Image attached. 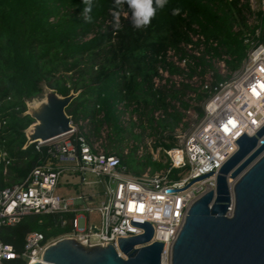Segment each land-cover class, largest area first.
Here are the masks:
<instances>
[{"label": "trees", "instance_id": "16d2710c", "mask_svg": "<svg viewBox=\"0 0 264 264\" xmlns=\"http://www.w3.org/2000/svg\"><path fill=\"white\" fill-rule=\"evenodd\" d=\"M112 2L96 0L93 22L87 23L81 15L82 0H0V187L26 179L47 157L46 146L38 149L34 142L23 147L25 129L34 120L23 114L25 100L40 94L44 81L62 94L79 90L67 106L73 122L87 121L88 137H100L108 126L104 149L120 155L131 172L165 167L163 157L155 158L150 150L140 152L138 143L125 151V140L139 141L143 133L134 131L133 118L128 125L121 123L117 105H133L139 126L158 133L155 146L171 147L177 141L175 130L188 126L189 108L204 115L203 104L190 100L205 101L214 86L240 69L250 47L247 38L255 39L256 28L264 24V10L255 11L250 0H169L148 27L135 28L122 13L116 30ZM174 8H180L179 15L172 14ZM253 13L256 23L249 19ZM176 56L185 60L184 66ZM217 61L224 63L226 72L216 67ZM161 69L185 80L165 79ZM207 72L211 88L189 81ZM157 77L165 83L159 85ZM61 215L25 214L15 224L2 225L0 236L22 251L31 230L47 237L70 230L73 214H63L68 218L65 224ZM5 264L26 262L10 258Z\"/></svg>", "mask_w": 264, "mask_h": 264}, {"label": "built area", "instance_id": "2783aa9c", "mask_svg": "<svg viewBox=\"0 0 264 264\" xmlns=\"http://www.w3.org/2000/svg\"><path fill=\"white\" fill-rule=\"evenodd\" d=\"M260 4L259 10H264V0ZM123 15L127 16V11ZM255 34V39L247 38L250 47L240 69L214 86L203 102L204 115L200 120L187 131H181L183 125L175 130L177 141L165 149L166 166L159 170L131 172L120 155L106 152L98 141L86 135L87 130L81 129L85 122L82 120L73 122L75 128L69 133L36 141L38 149L47 147V157L26 179L0 187V227L15 224L30 213H60L64 224L68 218L63 214L72 213L73 225L50 237L40 230L29 231L22 251L0 236V264L10 258H21L26 264L42 260L48 245L63 237H73L85 245L110 242L126 257L118 245L119 236L145 231L132 224L131 219L148 220L154 226L151 239L138 246L164 241L162 263L171 261L173 243L192 202L215 189L219 169L238 149L236 140L244 132L255 134L264 125V24L256 28ZM174 60L185 65V60L179 61L177 56ZM204 86L212 85L206 82ZM117 107L123 123L133 105L120 102ZM191 110L192 107L187 111ZM150 151L158 157L153 149ZM177 168L182 170L172 176ZM207 172L212 174L187 186ZM74 176H78L81 185L96 189L69 195L76 183ZM61 185L69 190L60 193ZM94 210L99 212V222L92 218Z\"/></svg>", "mask_w": 264, "mask_h": 264}, {"label": "water", "instance_id": "95a60500", "mask_svg": "<svg viewBox=\"0 0 264 264\" xmlns=\"http://www.w3.org/2000/svg\"><path fill=\"white\" fill-rule=\"evenodd\" d=\"M79 90L68 94L42 83V92L25 100L34 120L25 129L23 147L48 141L75 128L67 106ZM238 149L223 163L215 189L190 205L173 243L171 264H264V125L255 133L244 132ZM207 172L192 182L211 175ZM231 209V210H230ZM143 233L119 236L121 255L113 243L85 245L63 237L48 245L42 260L32 264H163L164 241L138 246L151 239L154 226L131 219Z\"/></svg>", "mask_w": 264, "mask_h": 264}, {"label": "rangeland", "instance_id": "374dc122", "mask_svg": "<svg viewBox=\"0 0 264 264\" xmlns=\"http://www.w3.org/2000/svg\"><path fill=\"white\" fill-rule=\"evenodd\" d=\"M251 1V4H252V8L257 11L259 10L261 4H260V0H250ZM250 19V22L251 23H256L257 20H258V17H257V13H253L250 15L249 17ZM216 67L221 69L223 72H226V67L224 66L223 62L222 61H217L216 62ZM162 74L164 75V78L166 79L167 77L168 78H171L172 80L176 81V82H180L181 80H183V76L181 75H169L167 74L165 71L162 72ZM212 76H211V72H207L205 74V76H201V75H195L192 79H189V81H191L194 85L196 86H199L201 87L203 84H205L206 82H210ZM185 80V79H184ZM157 83L159 85L165 83V80L164 79H157ZM194 95V93L192 94ZM191 96V95H190ZM185 99H190L189 96L185 97ZM191 103L193 105L195 104H203V102H199L197 101L196 99H192L190 100ZM129 117L128 118H125V122H123L125 125H128L130 120L133 118L135 121H136V125L134 126V131L135 132H138V133H143V136H142V139L141 140H135V139H132L130 137H128L126 140H125V151H129L131 149L132 146H134L135 144H139L140 145V152H143L145 150H151L153 149L155 151V153L158 155V157H165V150H163V147L162 146H155V143L157 141V138H158V133H154L151 131L150 128H147L146 130H144L141 126H139V119L137 117L136 114V118H134L131 110H129ZM201 117L198 116L197 112H196V109L194 107H192V110L191 112H188L186 111V121L188 123V126L185 127L184 125L181 127V131H187L189 130L191 127H193L199 120H200ZM84 121V120H82ZM83 125H84V129L85 130H88V126H87V122H83ZM110 131V128L108 126H103L102 128V135L100 137L96 136V135H92L91 138L95 141H98L103 147L104 145L107 143V133ZM5 152H2V156H5ZM182 169L180 168H177L175 170V173H179ZM74 181L76 182L74 184V187L70 190V194L69 195H72V194H78V193H81L83 190L85 191H93L96 189L95 186H92V185H81L78 181H79V178L78 176H74ZM69 188L65 187V185H61L59 188H58V191L60 193H65L66 191H68ZM93 205H95V203H93ZM92 218L94 221L96 222H99V212L97 210H94L92 213ZM164 264H171V261L170 260H165Z\"/></svg>", "mask_w": 264, "mask_h": 264}, {"label": "clouds", "instance_id": "9594fccd", "mask_svg": "<svg viewBox=\"0 0 264 264\" xmlns=\"http://www.w3.org/2000/svg\"><path fill=\"white\" fill-rule=\"evenodd\" d=\"M83 9L81 15L85 22H93V10L97 6L96 0H82ZM169 5V0H113L111 15L113 17V27L119 30L121 27V15L127 9V17L137 29L148 27L157 15L158 11H163ZM173 15L180 14V8L172 10Z\"/></svg>", "mask_w": 264, "mask_h": 264}]
</instances>
